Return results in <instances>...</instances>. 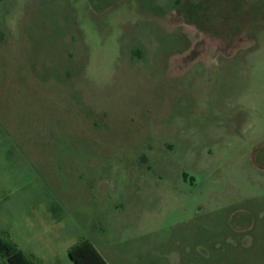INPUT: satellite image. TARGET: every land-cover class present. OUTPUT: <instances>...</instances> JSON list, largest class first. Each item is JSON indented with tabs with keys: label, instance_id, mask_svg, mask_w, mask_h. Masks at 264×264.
Segmentation results:
<instances>
[{
	"label": "rangeland",
	"instance_id": "1",
	"mask_svg": "<svg viewBox=\"0 0 264 264\" xmlns=\"http://www.w3.org/2000/svg\"><path fill=\"white\" fill-rule=\"evenodd\" d=\"M0 231L264 264V0H0Z\"/></svg>",
	"mask_w": 264,
	"mask_h": 264
},
{
	"label": "trees",
	"instance_id": "2",
	"mask_svg": "<svg viewBox=\"0 0 264 264\" xmlns=\"http://www.w3.org/2000/svg\"><path fill=\"white\" fill-rule=\"evenodd\" d=\"M0 253L7 257L9 264H38L37 260L19 247L5 231H0ZM68 254L75 264H109L89 239L70 247Z\"/></svg>",
	"mask_w": 264,
	"mask_h": 264
}]
</instances>
